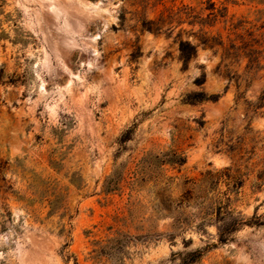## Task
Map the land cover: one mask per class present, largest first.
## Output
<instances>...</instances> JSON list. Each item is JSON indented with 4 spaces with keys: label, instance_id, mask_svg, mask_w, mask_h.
I'll use <instances>...</instances> for the list:
<instances>
[{
    "label": "rangeland",
    "instance_id": "374dc122",
    "mask_svg": "<svg viewBox=\"0 0 264 264\" xmlns=\"http://www.w3.org/2000/svg\"><path fill=\"white\" fill-rule=\"evenodd\" d=\"M255 215L264 0H0V264H264V225L221 235Z\"/></svg>",
    "mask_w": 264,
    "mask_h": 264
},
{
    "label": "trees",
    "instance_id": "16d2710c",
    "mask_svg": "<svg viewBox=\"0 0 264 264\" xmlns=\"http://www.w3.org/2000/svg\"><path fill=\"white\" fill-rule=\"evenodd\" d=\"M183 14L185 15V17L187 19H189V23L190 24H201L204 25L205 23H207V25H213L214 22H216V20L219 18H225L227 17V10L226 7L220 8L219 10H217V12H211L209 14V16L207 17V19H200L199 20V14L195 13L194 10L190 7L185 6V12H183ZM211 15V16H210ZM143 27L148 30V31H153V32H162V24L160 21L154 22V21H144L143 22ZM168 30V29H167ZM204 45H211V46H215V45H219L222 43V41L218 38V37H211L210 39H204L202 42ZM248 47V44L242 46V47H235L234 44L231 45V48H233L235 50V56L236 53L240 52L241 49H243V53H244V57H248L249 59V63H257L259 64L260 58H261V53L262 51H258V50H252L249 49L248 51L246 50ZM179 51H180V55H181V60L183 62V66L184 68L188 67V63L190 62V60L195 57L196 55V47L191 44L189 41H184V40H180L179 42ZM253 54H255V58H252ZM253 59V60H252ZM204 82V76L202 75L201 77L197 78L195 80V83L197 85H201ZM219 98L218 95H207L204 92H198L196 94H193L191 96H187V99L193 103V102H203V101H217ZM130 130L127 132V138H124L126 140H129V135H130ZM125 136V137H126ZM169 162L171 164H177V165H182L185 162V158L182 156H177V155H173V158H171V160H169ZM230 216H234L232 215L230 212L228 213ZM264 225V221H261L256 215L254 216L253 220H244L242 218H232L231 222L229 223V225H227V230L223 229L222 234L224 235V233L226 232H233L237 229L238 226L241 225ZM227 239L223 238V236L220 238V242H225ZM201 253L199 251H195L193 252L190 256H189V260L186 262L187 264H191L196 262L197 260H199V258L201 257Z\"/></svg>",
    "mask_w": 264,
    "mask_h": 264
}]
</instances>
